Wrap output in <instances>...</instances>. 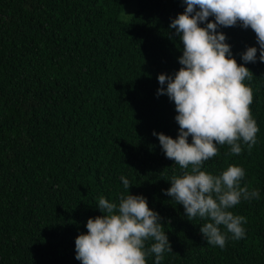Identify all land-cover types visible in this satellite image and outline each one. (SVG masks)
Segmentation results:
<instances>
[{
  "label": "trees",
  "instance_id": "trees-1",
  "mask_svg": "<svg viewBox=\"0 0 264 264\" xmlns=\"http://www.w3.org/2000/svg\"><path fill=\"white\" fill-rule=\"evenodd\" d=\"M130 2L135 12L119 19ZM183 10L181 0H0V264H80L75 237L102 215L100 196L127 194L122 175L160 216L172 250L161 264H264V62L245 64L256 144L239 155L218 145L203 164L213 174L240 165L242 186L259 189L231 209L246 217L245 236L208 244L205 221L162 192L181 169L152 134L178 130L157 75L181 67L169 24ZM218 30L238 64L247 46L258 48L250 28Z\"/></svg>",
  "mask_w": 264,
  "mask_h": 264
},
{
  "label": "clouds",
  "instance_id": "clouds-1",
  "mask_svg": "<svg viewBox=\"0 0 264 264\" xmlns=\"http://www.w3.org/2000/svg\"><path fill=\"white\" fill-rule=\"evenodd\" d=\"M181 2L183 12L169 24L183 44L177 58L181 67L172 75L158 74L161 87L156 92L174 102L177 135L152 134L166 158L181 169L162 192L183 206L187 218L204 220L199 232L208 244L223 249L228 234L237 240L245 236L246 217L231 209L242 200L259 199L260 192L247 183L242 186L245 169L240 165L229 164L213 174L203 164L217 155L218 145H228L230 154L239 155L242 144L249 151L256 144L259 129L250 110L253 94L245 83L252 73L245 64L264 62V0ZM236 25L250 28L258 45L240 53V64L226 35L218 30ZM120 180L127 194H121L118 202L98 198L96 207L102 215L88 218L86 233L75 237V259L80 264H146V258L154 255L153 264H161L163 254L172 250L160 216L148 207L146 197L129 194L131 184L125 176Z\"/></svg>",
  "mask_w": 264,
  "mask_h": 264
},
{
  "label": "rangeland",
  "instance_id": "rangeland-1",
  "mask_svg": "<svg viewBox=\"0 0 264 264\" xmlns=\"http://www.w3.org/2000/svg\"><path fill=\"white\" fill-rule=\"evenodd\" d=\"M137 5L135 2H130L127 6L119 13V19L128 20L131 15L135 12Z\"/></svg>",
  "mask_w": 264,
  "mask_h": 264
}]
</instances>
